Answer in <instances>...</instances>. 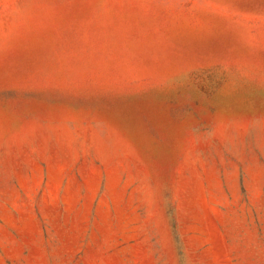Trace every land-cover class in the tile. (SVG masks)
Masks as SVG:
<instances>
[{
	"label": "rangeland",
	"instance_id": "1",
	"mask_svg": "<svg viewBox=\"0 0 264 264\" xmlns=\"http://www.w3.org/2000/svg\"><path fill=\"white\" fill-rule=\"evenodd\" d=\"M0 264H264V0H0Z\"/></svg>",
	"mask_w": 264,
	"mask_h": 264
}]
</instances>
